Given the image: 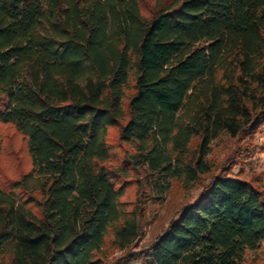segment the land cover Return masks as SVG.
Segmentation results:
<instances>
[{
	"label": "trees",
	"instance_id": "obj_1",
	"mask_svg": "<svg viewBox=\"0 0 264 264\" xmlns=\"http://www.w3.org/2000/svg\"><path fill=\"white\" fill-rule=\"evenodd\" d=\"M0 124L30 159L0 182V264H264L263 184L209 158L264 124V0H0ZM178 181L202 189L128 250Z\"/></svg>",
	"mask_w": 264,
	"mask_h": 264
},
{
	"label": "rangeland",
	"instance_id": "obj_2",
	"mask_svg": "<svg viewBox=\"0 0 264 264\" xmlns=\"http://www.w3.org/2000/svg\"><path fill=\"white\" fill-rule=\"evenodd\" d=\"M156 0H140L141 9L150 12ZM0 182L8 177H17L23 169L29 167L30 159L26 150L25 140L7 124H0ZM108 140L118 151L119 148H131V145L122 144L116 137V129L110 130ZM126 146V147H125ZM212 153L209 155L211 161L217 167L226 168L231 174H237L245 179H260L264 186V124L258 130L248 134H240L234 139L223 136L218 142L212 144ZM122 156V154L120 153ZM208 175L204 178L207 182ZM202 189L201 182H194L189 187L182 185L181 181L175 182L166 194L163 203L150 201L146 205V213L141 222L142 230L137 239L136 247L129 248L135 251L139 247L148 245L151 240L161 233L166 224L176 216L178 208L193 201ZM128 196L134 194V187L129 188ZM264 245V244H263ZM264 257L263 252L260 253ZM106 264H142L140 260L126 261L125 250L110 248L107 253Z\"/></svg>",
	"mask_w": 264,
	"mask_h": 264
}]
</instances>
